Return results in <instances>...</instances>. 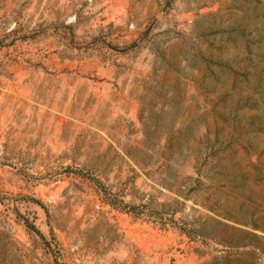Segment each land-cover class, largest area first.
<instances>
[{
    "label": "rangeland",
    "instance_id": "374dc122",
    "mask_svg": "<svg viewBox=\"0 0 264 264\" xmlns=\"http://www.w3.org/2000/svg\"><path fill=\"white\" fill-rule=\"evenodd\" d=\"M225 255L264 264V0H0V264Z\"/></svg>",
    "mask_w": 264,
    "mask_h": 264
},
{
    "label": "trees",
    "instance_id": "16d2710c",
    "mask_svg": "<svg viewBox=\"0 0 264 264\" xmlns=\"http://www.w3.org/2000/svg\"><path fill=\"white\" fill-rule=\"evenodd\" d=\"M221 262L224 263V264H230V258H229V256L228 255H225L222 258V261ZM207 264H218V262H212V263H207Z\"/></svg>",
    "mask_w": 264,
    "mask_h": 264
}]
</instances>
